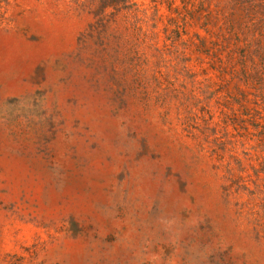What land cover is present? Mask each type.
I'll list each match as a JSON object with an SVG mask.
<instances>
[{
  "label": "rangeland",
  "instance_id": "1",
  "mask_svg": "<svg viewBox=\"0 0 264 264\" xmlns=\"http://www.w3.org/2000/svg\"><path fill=\"white\" fill-rule=\"evenodd\" d=\"M0 264H264V0H0Z\"/></svg>",
  "mask_w": 264,
  "mask_h": 264
}]
</instances>
